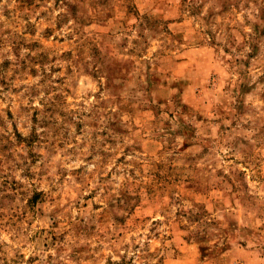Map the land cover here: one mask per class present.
<instances>
[{"label":"rangeland","instance_id":"rangeland-1","mask_svg":"<svg viewBox=\"0 0 264 264\" xmlns=\"http://www.w3.org/2000/svg\"><path fill=\"white\" fill-rule=\"evenodd\" d=\"M0 264H264V0H0Z\"/></svg>","mask_w":264,"mask_h":264}]
</instances>
